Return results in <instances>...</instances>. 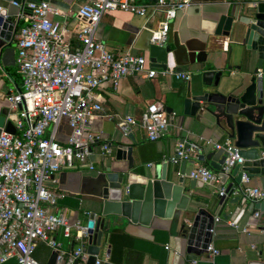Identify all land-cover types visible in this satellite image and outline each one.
Returning a JSON list of instances; mask_svg holds the SVG:
<instances>
[{"label":"built area","instance_id":"built-area-1","mask_svg":"<svg viewBox=\"0 0 264 264\" xmlns=\"http://www.w3.org/2000/svg\"><path fill=\"white\" fill-rule=\"evenodd\" d=\"M50 1L9 3L18 9L14 16V22L19 25L14 38L13 63L20 79V90L6 98L7 116H15L14 134L0 132V264L9 259H13L14 264H39L33 257L38 243L56 253L54 264H72L74 259L77 264H83L85 254L79 249H63L53 235L60 229L62 238L77 243L85 235L86 228L79 221L71 223L62 214L52 212L57 196L49 190L48 184L54 183L55 173L72 169L75 163L92 170L87 158L94 146L101 156L110 153L108 144L90 130L91 120L102 113L99 89L103 86L115 89L123 79L131 76L190 80L189 72H176L169 64L165 69H155L140 55L113 54L94 38L96 26L106 12L126 13L143 19L145 24L160 15L155 29H145L151 45L163 46L169 23L190 0H79L76 26L70 30L74 44L67 39L66 23L49 18L51 14L59 15ZM20 103L23 109L18 108ZM63 120L68 133L65 141L59 142L57 134ZM120 121L127 126L140 127L149 142L161 138L167 127L166 114L159 102L148 104L137 121L131 117ZM199 141L198 144L176 146L170 155L162 157V161L175 165L196 160L199 144L213 151L224 147L226 156L219 172L196 165L185 175L188 180L219 187L217 195L222 197L225 191L218 174L234 164L241 165L243 160L235 149L231 153L228 141L223 144L208 139ZM248 182V177L242 173L240 194L249 201L264 199V191L250 187ZM230 226L236 228L233 223ZM164 249L169 250L168 246ZM205 252L207 257L218 254L210 244ZM99 263L95 259L94 264Z\"/></svg>","mask_w":264,"mask_h":264},{"label":"crops","instance_id":"crops-1","mask_svg":"<svg viewBox=\"0 0 264 264\" xmlns=\"http://www.w3.org/2000/svg\"><path fill=\"white\" fill-rule=\"evenodd\" d=\"M135 1L145 2V0ZM240 1L190 0L189 5L181 11H177L174 19L169 23L166 41L175 39L180 44H185L189 50H203L206 54L205 62L197 64V66L169 63L176 72H189V83H199L200 73L203 71L222 69L221 88L226 85V87L236 86L242 90L248 85L254 63L245 66L239 59L240 53L244 52L241 39L233 34L227 38L213 36L219 16L228 15L229 9L233 6L235 8V4ZM79 3V0L50 1L59 15L51 14L49 18L66 23L69 30L67 39L71 44L74 42L70 30L76 26L75 12ZM0 7L8 18L15 21L14 16L18 11L16 7L3 0H0ZM160 20V15H156L145 24L143 19L126 13L106 12L101 16L96 26L94 38L103 43L111 53L127 52L131 55H140L150 66L146 52L150 43L148 31L145 28L155 29ZM16 32L17 26L14 34ZM14 45L13 38L12 46L15 51ZM227 53H229L228 59ZM226 65H228V69H225ZM3 71L7 76L1 74L2 80L10 95H13L20 90V79L15 67H5ZM263 71V69H257L260 74ZM12 75H17V79ZM188 82L177 81L169 76H157L153 79L131 76L123 79L115 89L107 86L101 87L98 92L102 98V113L91 120L90 130L92 133L98 134L107 144H111L110 153L101 156L98 147L94 146L87 158V161L92 165V170H88L85 165L75 163L72 169H63L53 175L54 183L48 184L49 190L57 196L52 212L62 214L71 223L79 221L82 225L85 224L87 212L90 211L89 205L95 200L89 195L91 188L85 177L98 171L103 160L108 162L114 158V148L118 144L114 140L117 137H120L122 144L131 147L130 155L133 166L139 171L142 168L149 171L151 178L156 173L154 167L163 163L162 157L170 155L178 145L184 147L188 144H198L201 142L199 139H208L216 144L226 142L228 140L226 136L220 135L212 127L213 121L209 116L190 118L181 114V107L174 102V97L183 93ZM152 102L161 103L163 108H171V120L163 136L154 142H149L144 130L137 125L128 126L133 138L132 142L121 136L118 129V126L122 124L120 120L124 117H131L137 121L144 108ZM67 133L68 128L63 120L59 126L57 141H65ZM199 145L200 153L206 154L213 151L209 146ZM146 164H152V167L147 168ZM118 165H125V162H120ZM196 165L207 166L206 163L193 159L186 161L183 168L185 185L190 181L185 175ZM179 167L180 162L175 165L167 163L166 174L171 172L175 178H178ZM248 179L250 187L259 188L257 178L248 177ZM231 183L234 184L233 179L227 177L221 187L225 188ZM218 188L202 184L185 194L188 197L189 210L202 207L213 214L215 219H218L217 222H214L210 242L211 248L218 254L213 257H199L193 263H183L181 258H178L176 264H245L253 260L264 262V232H258L256 226L247 225L244 219H240L234 228L230 226L233 219L222 220L215 216L218 210ZM235 195L234 191L230 198ZM226 212L222 211V213ZM179 225L180 219L176 211L171 218L152 217L146 225L120 219L114 225L103 227L101 245L96 259L100 262L99 264H171L173 240L178 234ZM245 228L247 232H241V229ZM71 234H74L73 229H71ZM110 236L114 243L112 258L117 262L108 260L111 248ZM53 237L63 249H69V241L61 237L60 229L55 232ZM164 246H168L169 250L164 249ZM106 252L107 258L105 257ZM49 253L50 250L46 246L38 243L33 257L39 264H45Z\"/></svg>","mask_w":264,"mask_h":264},{"label":"water","instance_id":"water-1","mask_svg":"<svg viewBox=\"0 0 264 264\" xmlns=\"http://www.w3.org/2000/svg\"><path fill=\"white\" fill-rule=\"evenodd\" d=\"M3 1L18 5L28 0ZM16 26L3 9L0 10V132L10 135L14 134L15 116H7L6 98L11 95L1 74L7 76L3 69L14 66L12 45ZM231 34L241 39L244 52L240 53L239 59L243 65L254 63L248 85L242 90L226 85L221 88L223 70H207L200 73L199 83L188 82L180 97H174V102L180 105L181 114L185 117L209 116L213 121L212 127L228 139L232 146L231 153L235 149L238 157L243 160L241 165L234 164L226 172L218 174L221 184L227 177H231L234 184L227 185L224 195L218 198L215 216L222 220L231 218L233 224L244 219L247 225L256 226L258 232H264V199L249 201L239 191L242 173L247 177L257 178L259 189L264 191V71L261 74L257 72V69L264 70V0H241L235 4V8L233 6L229 9L228 15L219 16L213 36L227 38ZM146 52L150 66L161 70L169 63L197 66L206 59L203 50H189L185 44H180L175 39L166 41L160 47L150 44ZM228 68L226 65L225 69ZM18 92L19 90L16 91ZM18 108L23 109V104L20 103ZM164 111L168 125L171 108L166 107ZM118 129L121 136L133 141L127 125L122 123ZM114 141L118 143L114 148V158L108 162L103 160L98 171L85 177L91 188L89 195L95 200L89 205L90 211L87 212L84 224L85 235L77 243L69 241V250L79 249L80 253L87 256L83 264H94L104 226L114 225L120 219L146 225L152 217L171 218L176 211L180 225L173 240L171 264H176L178 258L187 263L207 256L205 249L212 240L210 230L213 231L215 218L202 207L189 210L185 194L202 184L190 180L185 185L183 168L186 161L180 162L178 178L171 172L166 174L165 162L154 167L156 173L151 178L149 171L144 168L139 171L133 166L131 147L122 144L120 137ZM108 147L111 148V144ZM225 156L223 147L206 154L199 152L196 161L206 163L210 170L219 172ZM120 162H125V165L119 166ZM234 191L236 195L230 198ZM223 210L227 212L222 213ZM55 256L56 253L51 251L45 264H54ZM105 257L107 258V252ZM14 263L13 259H9L2 264ZM72 264H77V259ZM245 264L264 262L253 260Z\"/></svg>","mask_w":264,"mask_h":264},{"label":"trees","instance_id":"trees-1","mask_svg":"<svg viewBox=\"0 0 264 264\" xmlns=\"http://www.w3.org/2000/svg\"><path fill=\"white\" fill-rule=\"evenodd\" d=\"M18 25H19V24L17 23V26H18ZM16 76H17V75H12V77H14L15 79H17ZM109 242H110V246H111V248H110V253H109L108 260H109L110 262H117L115 259L112 258V256H113V251H114V243H113V241H112V239H111V236L109 237Z\"/></svg>","mask_w":264,"mask_h":264},{"label":"rangeland","instance_id":"rangeland-1","mask_svg":"<svg viewBox=\"0 0 264 264\" xmlns=\"http://www.w3.org/2000/svg\"><path fill=\"white\" fill-rule=\"evenodd\" d=\"M13 69V68H12Z\"/></svg>","mask_w":264,"mask_h":264}]
</instances>
